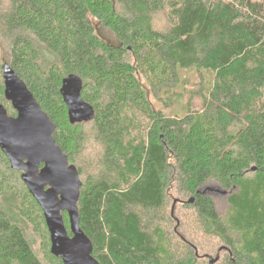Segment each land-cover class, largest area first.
<instances>
[{
    "label": "trees",
    "instance_id": "1",
    "mask_svg": "<svg viewBox=\"0 0 264 264\" xmlns=\"http://www.w3.org/2000/svg\"><path fill=\"white\" fill-rule=\"evenodd\" d=\"M6 65L78 170L100 264H264V0H0V104L16 116ZM69 75L92 121L70 123ZM21 175L0 149V264H63ZM209 183L232 192L224 216Z\"/></svg>",
    "mask_w": 264,
    "mask_h": 264
},
{
    "label": "water",
    "instance_id": "2",
    "mask_svg": "<svg viewBox=\"0 0 264 264\" xmlns=\"http://www.w3.org/2000/svg\"><path fill=\"white\" fill-rule=\"evenodd\" d=\"M3 79L5 98L17 115L10 116L0 104V149L11 169L22 173L23 183L43 211L51 254L63 264H100L93 256L91 240L80 228L78 202L82 181L77 168L56 143V125L8 65L3 67ZM82 90L80 77L69 75L63 79L60 94L71 124L92 121L95 116L93 107L83 100ZM63 212L68 215L71 236ZM218 259L219 254L209 264Z\"/></svg>",
    "mask_w": 264,
    "mask_h": 264
},
{
    "label": "rangeland",
    "instance_id": "3",
    "mask_svg": "<svg viewBox=\"0 0 264 264\" xmlns=\"http://www.w3.org/2000/svg\"><path fill=\"white\" fill-rule=\"evenodd\" d=\"M155 19H156V25L158 26V28L162 29L164 25H166V21L163 16L159 15ZM176 110L180 112V107L176 106ZM90 148L94 151L91 145H90ZM92 150H88L86 152L87 155L93 152ZM201 191L213 200L218 214L220 216H224L228 209V203H227L228 193L222 188H220L218 185H216L215 183L207 184L201 189ZM223 192H226V194H223ZM197 239H200L198 240V242H200L201 244V248H202L201 250L203 251V253H207L215 257L217 253V249H218V247L214 248L215 242L209 239H205L202 236L200 237V235H198Z\"/></svg>",
    "mask_w": 264,
    "mask_h": 264
},
{
    "label": "flooded vegetation",
    "instance_id": "4",
    "mask_svg": "<svg viewBox=\"0 0 264 264\" xmlns=\"http://www.w3.org/2000/svg\"><path fill=\"white\" fill-rule=\"evenodd\" d=\"M217 191V190H216ZM227 192V191H226ZM228 193V196L232 195V192H227ZM204 196H207L205 193L203 194Z\"/></svg>",
    "mask_w": 264,
    "mask_h": 264
}]
</instances>
